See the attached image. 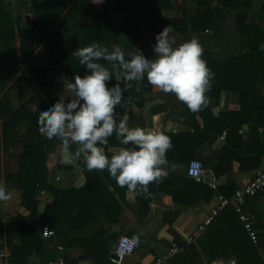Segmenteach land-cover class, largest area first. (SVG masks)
Returning <instances> with one entry per match:
<instances>
[{
	"label": "crops",
	"instance_id": "1",
	"mask_svg": "<svg viewBox=\"0 0 264 264\" xmlns=\"http://www.w3.org/2000/svg\"><path fill=\"white\" fill-rule=\"evenodd\" d=\"M5 1L15 3L17 0ZM24 1H28L29 4L32 3V0ZM77 1L73 0L69 9ZM90 1L98 12L107 3V0ZM170 1L172 8L162 12V17L165 19L191 18L199 11L197 3L193 0ZM214 3L216 6V0ZM126 6L135 7V0H128ZM263 7L264 0H255L253 15L257 19L254 22L258 23L261 20L264 27V15L260 13L263 11ZM124 18L125 16L121 13L112 12L109 17L105 16L103 20H109L112 25L119 26ZM35 22L34 14L27 12L23 15L20 28L22 30L32 29ZM60 23L59 21L48 33L44 40L45 43L58 30ZM161 31L146 27L144 28L145 34L140 38H135L131 34H121L119 46L125 53L129 52L134 55L142 52L151 59L155 56L153 50L155 36ZM170 35L175 38L176 46L187 41L186 37L181 36L178 32H173ZM197 37V35H193L191 38L197 39ZM202 39L198 40L201 46L204 44ZM44 42L37 47L35 55H38L44 48ZM230 45L234 48L233 44ZM15 46L20 57L21 39L19 36H17ZM64 47L66 51H69L73 48V44L66 41ZM215 49L219 50L221 46L216 45ZM245 49L246 47H243V50ZM33 60L31 59L25 65L19 62V66L22 67L21 75H24L22 90L20 89L21 85L16 87L20 75H16L12 83L5 89L0 88V103L6 99L7 106L4 111L8 113L7 119L1 118L0 124L6 123L5 121L15 113L22 112L25 119L18 126L16 125V129L21 133L28 130L29 123L27 122L29 119L27 114L36 115L43 103L48 106L51 105L49 96L36 83L32 71L28 69ZM100 63L107 64L106 61H100ZM76 68L79 71L77 75L87 74L85 67L79 64V59L76 61ZM68 77L59 73L56 82L60 85L66 84L70 79ZM115 79L116 77H114ZM121 83L123 84L122 78ZM139 86L146 87L144 92L134 100L129 99V96L125 94L126 96L122 101L123 107L117 106V111L121 115L125 112L128 114L130 127L162 131L171 138L173 147L167 152L168 175L149 184L147 194L142 191H129L126 186H118L116 181L109 176L107 170L88 171L83 163V156L77 157L75 155L77 145L71 146L67 156L62 142L54 141L49 146L44 145L46 150L50 147L51 151L46 160V167L49 172L47 185L51 191L41 193L39 215L49 210V207L56 201V196L52 191L63 194L57 199L56 204L59 206V211L65 212V217L54 209L49 215L52 220H59V216H61L62 231L64 229L65 233L72 238L70 241L72 246L67 244L69 242L67 238L60 239V236L57 243L43 253V256L50 262L40 259L37 252L34 251L28 258V264H50L60 259L63 254L68 256L66 264H95L94 257L89 255L86 249L94 246V237L99 232L100 236L98 237L108 241L112 262L111 255L114 253L118 240L121 237H128L136 241L138 247L136 252L125 258L121 264H187L186 260L191 255V251L187 249L188 246L197 245L198 240L205 234L210 225L208 220L212 217L213 212L218 211L220 214L224 209L225 198L218 193V188L232 184L237 192L251 182L257 172L264 167L263 129L255 130V119L258 112L255 108L248 107L246 113L240 112L242 114H238L241 101L239 92L224 91L219 97L216 94L207 96L206 105L198 112H192L180 106L181 101L174 94L163 93L148 84L146 79ZM148 86L151 91L147 89ZM134 88L135 85L129 87L128 90L132 91ZM69 96L70 93L63 90L59 97L60 99H67ZM261 97L264 104V87ZM233 111L235 115L232 114ZM191 114L194 117H191ZM233 126H236L237 133L229 135L227 128ZM208 139H212L213 142L209 144ZM229 139H232V146H228ZM116 142L117 144H113L109 140V145L105 149L107 155L111 156L119 148L124 147L120 145L118 140ZM226 147H229V150L223 163L222 170L224 172L217 178L212 170L205 169L204 162L209 156L220 153ZM19 155L20 153H16L14 149L5 151L4 146H2L0 185L11 190L12 197L8 201L0 202V223L4 231V235L0 237V252L10 253L6 234L11 230L12 220L19 215L26 218L31 215V211L23 206L24 192L14 183L8 181L9 175H16L21 171ZM192 156H196L192 161H200L204 166L205 173L199 179L191 178L188 175L189 159ZM259 158H261V163L257 166L256 160ZM217 164L218 162L215 161V165ZM212 178L216 179L215 187L212 186ZM191 180L201 183L216 193L209 196L204 189H196L192 192ZM175 191L181 196L182 201L180 203L174 201L173 193ZM195 199L199 201L192 204ZM245 208L249 214L252 227L258 234V242L255 244L264 263V193L245 200ZM47 220H49L48 217ZM29 224L32 231L37 230L42 240L47 241L42 236V227L45 225H52L56 232L54 239L58 237V232L52 221L42 223L38 219H34ZM243 226L245 227L244 224ZM59 247L64 250L60 251ZM174 249H177L178 253L170 255V251ZM199 252L201 257L196 260L197 264H237V260L232 254L210 262L201 248H199ZM84 257L88 258L81 260Z\"/></svg>",
	"mask_w": 264,
	"mask_h": 264
},
{
	"label": "trees",
	"instance_id": "2",
	"mask_svg": "<svg viewBox=\"0 0 264 264\" xmlns=\"http://www.w3.org/2000/svg\"><path fill=\"white\" fill-rule=\"evenodd\" d=\"M127 1L107 0L105 7L98 12L90 0H78L70 9L69 5L73 0H32L31 4L24 0H17L15 3L0 0V88L5 89L12 83L16 75H20L16 87L21 85L20 89L22 90L24 75H21L22 67L19 66V62L25 65L34 59L28 69L32 71L36 83L49 96L52 105L59 101V96L64 90V83L60 85L56 82L57 75L65 74L70 78L68 82H71L74 80V76L79 74L76 68L78 58L73 56L75 50L89 46L94 42L111 50L114 45L119 46L121 34H131L135 38H140L145 34L144 28L146 27L158 31L170 25L173 32H178L181 36L186 37L187 41L193 35L198 36L197 39L193 38L196 40L203 38L202 58L215 74L212 87L206 96L216 94L219 97L224 91L239 92L241 101L238 114L246 113L248 107L255 108L258 112H256L255 130L263 129L262 134L264 135V104L261 101L264 87V52L260 51V45L264 44V27L261 20H257L258 23L254 22L257 19L253 15L255 0H216V6H214L215 0H193L199 7V11L195 15L191 18L172 20L162 17L163 11L172 8L170 0H135V7H127ZM262 10L260 13L264 15V7ZM27 12L34 14L36 22L32 29L22 30L20 23L23 15ZM112 12H118L125 16L121 25L114 26L111 21L103 20L105 16L109 17ZM63 16L64 18H62ZM59 21L61 23L58 30L45 43L46 36ZM190 34H192L191 37ZM17 36L21 39L20 57L15 46ZM66 41L73 44V48L69 51H66L64 47ZM43 42L45 43L44 48L38 55H35L37 47ZM230 44H233L234 48ZM216 45L221 46V49L216 50ZM243 47L246 49L243 50ZM128 54L129 52L125 53L126 59L131 58ZM114 77L115 75L113 79ZM142 87L139 86V90H137L135 86L134 90H128L125 94L129 96V99L134 100L146 89L145 86ZM147 89L151 91L149 86ZM6 102L5 99L0 103V120L1 118L7 119L8 113L4 111L7 106ZM42 105V108L49 107L45 103ZM180 106L188 109L183 102ZM39 112L36 115L27 114L29 119L27 123L29 124L25 133L16 129V125L18 126L25 119L22 112L15 113L10 119L8 118V122L0 124V154L2 146L7 152L9 149H14L16 153H20L21 171L16 175H9L8 181L14 183L24 192L23 206L31 211L28 218L19 215L13 219L11 230L6 234L10 259L14 264H28V258L34 251L37 252L40 259L50 262L43 256V253L47 252L50 246L56 244L60 236V239L67 238L69 240L67 244L72 246V242H70L72 238L65 233L64 229L62 231L61 216L58 215L59 220H52L49 215L51 210L52 212L53 209L58 210L59 206L56 201L63 194L52 191L56 196V201L49 207V210L39 215L41 193L51 191L47 185L49 172L46 167L47 156L51 151L50 147L46 150L43 146H49L54 141L61 142L58 139L48 140L39 131L37 122ZM232 114L235 115V112L233 111ZM190 116L194 117L192 114ZM227 130L229 135L237 133L236 126L227 128ZM207 132H209L208 129ZM109 140L113 144H117L115 135ZM208 140L209 144L213 142L212 139ZM228 146H232V139L228 140ZM228 150L229 147H226L220 153L209 156L204 162L205 169L212 170L217 178L224 172L222 168ZM194 158L196 156H192L189 161L191 162ZM215 161L218 162L217 165H215ZM256 162V165L259 166L261 158ZM190 183L191 191L204 189L209 196L216 193L201 183L192 180ZM218 193L229 200L236 193V188L231 184L218 188ZM173 198L176 203L182 201L177 191L173 193ZM197 201L199 200L195 199L192 204ZM58 213L65 217L64 211ZM34 219H38L42 223L52 221L58 232L57 239L53 237L47 241L42 240L37 230L32 231L30 227L29 223ZM3 235V226L0 223V237ZM98 236H100V232L94 237V246L87 248L86 251L94 257L95 264H114L110 260L111 248L108 241L101 240ZM199 248L202 249L210 262L232 254L236 258L237 264H264L257 245L250 239L232 205L227 206L218 214L208 226L205 234L198 240L197 245L188 246L187 249L191 251V255L186 260L187 264L198 263L196 260L201 257ZM62 257L66 262L68 261V256L63 254ZM87 258L84 257L81 260Z\"/></svg>",
	"mask_w": 264,
	"mask_h": 264
},
{
	"label": "clouds",
	"instance_id": "3",
	"mask_svg": "<svg viewBox=\"0 0 264 264\" xmlns=\"http://www.w3.org/2000/svg\"><path fill=\"white\" fill-rule=\"evenodd\" d=\"M172 32L168 25L156 34L151 59L142 52L129 53L131 58L126 59L120 46L110 50L96 42L75 50L73 56L87 74L64 83V90L70 93L67 99L40 109L39 131L48 140H60L66 156L77 145L75 155L83 156L88 171L107 170L118 186L147 194L149 184L168 175L167 152L173 147L172 140L162 131L130 127L128 114L121 115L117 106L123 107L129 87L135 85L139 90L147 79L154 88L174 94L190 111L198 112L207 103L206 93L215 76L202 58L199 41L191 39L175 46ZM260 51L264 52V44ZM113 135L124 147L109 156L105 149ZM11 197V190L0 185V202Z\"/></svg>",
	"mask_w": 264,
	"mask_h": 264
},
{
	"label": "built area",
	"instance_id": "4",
	"mask_svg": "<svg viewBox=\"0 0 264 264\" xmlns=\"http://www.w3.org/2000/svg\"><path fill=\"white\" fill-rule=\"evenodd\" d=\"M204 166L200 161L194 160L190 162L188 166V175L191 178L199 179L204 175ZM212 186L215 187L216 179H211ZM264 193V167L261 168L252 179L251 182L246 184L244 187L239 189L235 195L227 200L225 199L223 203V207H227L232 205L239 216L240 221L245 225V228L254 243L258 242V234L253 229L252 224L250 222V217L245 208V200L248 198H254L258 195ZM219 212H213L212 217L208 220V223H212L213 220L218 216ZM203 230V228H202ZM56 235V232L52 225H45L42 227V236L45 239H50ZM192 241V240H191ZM137 242L128 237H121L114 248V258L113 262L116 264H121L125 258L133 255L137 250ZM60 251L64 249L59 247ZM178 253L177 249L171 250L170 255ZM10 253L6 251L0 252V264H14L10 259ZM50 264H66V261L63 257L58 259L56 262H52Z\"/></svg>",
	"mask_w": 264,
	"mask_h": 264
},
{
	"label": "water",
	"instance_id": "5",
	"mask_svg": "<svg viewBox=\"0 0 264 264\" xmlns=\"http://www.w3.org/2000/svg\"><path fill=\"white\" fill-rule=\"evenodd\" d=\"M112 259L114 258V254L111 255Z\"/></svg>",
	"mask_w": 264,
	"mask_h": 264
}]
</instances>
